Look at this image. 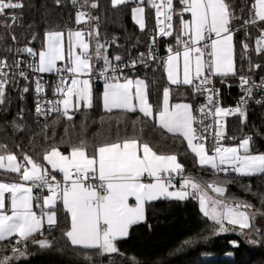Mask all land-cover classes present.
<instances>
[{
    "label": "snow or ice",
    "instance_id": "obj_1",
    "mask_svg": "<svg viewBox=\"0 0 264 264\" xmlns=\"http://www.w3.org/2000/svg\"><path fill=\"white\" fill-rule=\"evenodd\" d=\"M71 2L77 8L76 24L84 27L46 31L38 52L27 45L6 49L34 58L27 64L32 72L58 76L53 87L54 99H45L43 103L38 100L36 104V113L46 118L41 129L44 138H48V116L54 115L53 125L62 118L71 122L76 113L94 106L92 79L98 72L103 80L102 108L108 114L100 117L101 124L106 120L119 124L126 114L138 112L141 115L132 120L134 132L141 116L152 120L156 127L173 137H182L200 167L210 168L214 175L223 173L225 179L222 183L205 182L185 176L184 166L178 162L176 154L158 153L140 136L121 138L119 131L114 141L93 145L91 152L88 142L82 139L72 145L67 154L58 146L45 149L41 160L22 150L18 159L7 144L0 143V170L5 176L18 177V180L0 178V251H11V255L0 256V264H14L16 259L26 258L29 243L38 245L41 250L51 249L53 241L36 239V235L43 236L45 224L48 230L58 225L61 205L70 221L64 235L74 248L84 250L86 259L90 258L88 250H97L100 255H124L117 241L126 239L133 225L146 222V205L161 199L197 200L202 217L210 222L211 236L235 234L245 243H259L264 239V225L257 220L264 218V210L232 196L227 186L233 183V179L228 178L230 173L237 177L264 175V152L253 149L251 135L237 144H227V140L236 138L227 136L226 118L237 116L240 123L245 124L254 90L264 91V77L257 83L251 75H245L242 68H237L234 42L236 33L243 29L245 39L240 41L239 56L248 59L249 72L262 67L252 62L249 41L253 40L252 29H255L257 35L252 50L257 55L264 54V0H252L247 19L237 16L228 0H178L179 7L174 5V0H111L114 8L135 4L131 17L142 32L146 28L145 4L155 12V29L149 35L147 53H140L139 61L131 60L123 65L119 63V55L109 57L110 43L101 42L99 17L85 10L98 8L97 0ZM24 6L23 0H0V26L12 29L20 19L16 10ZM185 14H189V18L186 19ZM174 16L179 17L178 30L173 23ZM240 20L242 23L236 28L234 21ZM157 37L175 40V44H167L164 57L157 55ZM11 40L17 41L14 33ZM111 43H115V38ZM148 60L163 68L168 82L157 104L150 102V86L145 79H133L123 72L126 67L134 68L138 62L148 66ZM100 61L102 66L97 68ZM22 63L21 59H14L10 64L8 57L0 58V105L6 104V88L15 83L17 74L28 79L21 69ZM229 76L238 77L243 95L234 107L225 108L214 78L219 77L221 83H226ZM172 86L190 88L194 95L203 96L205 103L195 109L191 103H173ZM22 91L27 93L29 88L24 87ZM35 92L38 96L45 92L40 78L35 80ZM262 102L264 100H256L258 104ZM114 111L118 115L113 116ZM209 118L211 123H205ZM13 124L17 130H23V125L15 121ZM56 173L61 179H57ZM177 176L180 177L179 188L175 183ZM243 187L246 192L257 195L251 185ZM34 190L39 192L34 193ZM45 190L47 194L41 195ZM260 203L264 205V194L260 195ZM240 240L229 243L238 248ZM193 243L183 241V245ZM131 260L136 264L135 257Z\"/></svg>",
    "mask_w": 264,
    "mask_h": 264
},
{
    "label": "trees",
    "instance_id": "obj_2",
    "mask_svg": "<svg viewBox=\"0 0 264 264\" xmlns=\"http://www.w3.org/2000/svg\"><path fill=\"white\" fill-rule=\"evenodd\" d=\"M97 2L98 8L91 9V13L99 17L101 42L110 43L109 57L119 55L120 62H123L127 59H138L142 52L147 53L149 35L155 29L154 9L147 5V25L142 32L131 17V8L135 5L134 3L114 8L111 0H97ZM228 2L237 16L242 15L243 19L248 18V9L252 0H228ZM23 3L24 8L16 10L20 15L17 24L10 30L0 26V36L3 37L0 40V58L6 56L10 63L14 59L29 56L26 53L7 52L8 47L22 48L27 45L38 52L43 46L46 31L84 27L83 24L77 25L75 22L77 8L73 6L71 0H60L59 4L56 0H23ZM174 5L179 7L178 0H174ZM85 10L88 11V9ZM173 23L178 30V16H174ZM241 23L242 20L234 21L236 28H239ZM11 33L17 36L15 43L11 40ZM252 35L253 40L249 41L251 45L249 56L254 64L262 65L260 72L264 73V54L257 55L252 50L254 37L257 35L255 29H252ZM113 38H115V43H111ZM234 39L237 44V68H242L244 74L258 72L257 69L249 72L248 59H241L239 56L240 41L245 39L244 30L238 31ZM162 40L168 43L175 42L173 37H163ZM147 65L144 64L125 75L143 76L150 86V102L157 104L162 100V88L168 84L166 74L163 68L155 62L147 61ZM101 66L102 61L97 62V68ZM216 80L220 87L228 93L236 91L239 81L238 77L232 76L226 78V83H221L219 77H216ZM54 81L49 84L51 91L57 83V80ZM92 82L94 106L76 113L71 122L62 118L59 123L53 125L51 121L54 115L50 116L47 120L50 126L46 130L48 138L45 139L41 129L46 121L41 122L35 113L32 82L17 74L15 83L9 84L6 88V104L0 105V143L7 144L8 150L16 153L18 159L21 158L22 150L35 159L41 160L45 149L58 146L60 151L68 153L70 147L78 144L82 139L88 142L89 152H91L93 145L114 141L119 131L121 138L132 135L140 136L158 153L176 154L178 162L184 166L185 176L190 175L198 181L223 182L225 179L223 173L214 175L210 168H202L198 165L197 158L188 149L182 137H173L156 127L152 120L141 116V122L136 124L134 132L132 120L141 115L138 112L126 114L119 124L115 120H106L101 124L100 117L108 115L103 111L100 98L103 80ZM24 87L29 88L27 93H23ZM179 100H190L195 107L198 95H194L190 88L172 86V101ZM112 115H118V112L114 111ZM261 115L259 107L249 105L245 124H241L237 116L227 117V136L236 139H229L226 142H238L243 137L251 135L254 137L253 149L257 152H264V141L256 134L260 127ZM14 121L23 125V130H17L14 127ZM66 128L67 133H65ZM0 178L18 180L15 174L5 176L3 170H0ZM228 178L233 179V183L227 186L229 194L247 200L256 208L264 210V205L260 203V195L264 194V175L237 177L235 173H230ZM247 185H251V190L257 194L256 196L245 191L243 186ZM146 217V222L130 228L126 239L117 241L120 253L124 255H100L97 250H88L90 258L86 259L83 254L84 250L74 248L64 235L70 227V221L61 205L58 212V225L51 230L45 229L43 236L36 235V239L47 238L53 241L54 246L51 249L41 250L38 245L29 243V255L26 258L15 260L14 264H132L131 258L133 257H135L136 264H264V239H261L259 243L249 244L240 240V237L235 234L211 236L208 227L210 222L202 217L197 200L191 198L185 201L161 199L146 205ZM257 223L264 225V218L258 219ZM204 236H208L209 239H202ZM185 240H191L194 243L183 245ZM231 240H240V246L233 248L229 243ZM178 249L180 250L177 251ZM228 253L233 255L229 256ZM4 254L11 255L10 249L0 251V256Z\"/></svg>",
    "mask_w": 264,
    "mask_h": 264
},
{
    "label": "built area",
    "instance_id": "obj_3",
    "mask_svg": "<svg viewBox=\"0 0 264 264\" xmlns=\"http://www.w3.org/2000/svg\"><path fill=\"white\" fill-rule=\"evenodd\" d=\"M88 11H91V9H88ZM162 38L163 37H157V43H156V46H155L157 55L159 57H164V56L167 55L166 47H167L168 42H163ZM32 59H34V58H32V57H24V58H22L21 60H23L24 63L21 64V69L24 70L25 73L27 74V76H28V79L27 80L28 81L31 80V82H32V86H33L32 90H33V96H34V100H35V109H36V104H37L38 100L41 103H43V101L45 99H54V97H53V91H51L49 84L51 82H55L54 80H57L56 82H58V76L55 73L39 74V73L32 72L27 67L28 62L31 61ZM131 60H137V61H139V58L138 59H127V60H125L123 62H119V63L121 65H123V64L129 63ZM148 61L149 62H153L151 60H148ZM143 65H144V63L138 62L134 68L133 67H130V66L124 68L123 69L124 75L127 72L134 71V70H136L137 68H139V67H141ZM257 70H258V72L246 73L245 75H251L252 76V79L254 81H256L257 83H259L260 78L261 77H264V73H261L260 72V69H257ZM37 78H40L41 79V83H42V85L45 88V92L44 93H41L39 96L35 92V80ZM95 80H102L99 77L98 72L93 75L92 81H95ZM214 85H215L216 88L220 89V100H221V104L225 108L234 107L237 104V102L239 101L240 97L243 95V92L241 91V89L239 87V81H238V84H237L236 91L234 93H230V91H229V93H228V91L227 92L224 91L220 87V85L217 83L216 77L214 78ZM253 96H254V99H252V100L249 101L248 106L249 105L257 106V107H259V110L262 113L260 127L257 130V133L256 134H257V136L259 138H261L264 141V102L259 103V104L256 103V100L257 99L264 100V91H261L259 89H255L254 90V93H253ZM203 103H205L204 97L198 95V100L195 103L194 109L195 108H199V106L201 104H203ZM35 113H36V111H35ZM196 114L199 116V113H196ZM36 115H37V117L39 118V120L41 122H45L46 121V118L43 115H38L37 113H36ZM50 116H52V115H50ZM50 116L47 117V120H48V118ZM205 123H211V118H209V120L205 121ZM211 145H212V140H211V138H209L208 147L211 148ZM57 179H61V178L57 177ZM175 183H176V187H179L180 186V177L179 176L176 177ZM36 192H39V190H35V193ZM46 193H47V191L45 190L44 192H42L40 194L41 195H46ZM37 211H39V210L37 209Z\"/></svg>",
    "mask_w": 264,
    "mask_h": 264
},
{
    "label": "crops",
    "instance_id": "obj_4",
    "mask_svg": "<svg viewBox=\"0 0 264 264\" xmlns=\"http://www.w3.org/2000/svg\"><path fill=\"white\" fill-rule=\"evenodd\" d=\"M135 6V5H134ZM133 6V7H134ZM146 9H147V4H145V17H146V25H147V16H146ZM187 18H189V14H186V19ZM138 26V25H137ZM139 27V26H138ZM234 42H235V39H234ZM173 44H175V42L173 43ZM128 77H131V78H133V79H136V78H141V79H145L143 76H139V75H137V76H135V75H133V74H131V75H129ZM146 80V79H145ZM147 82V81H146ZM181 87H185V88H188V87H186V86H181ZM103 91V90H102ZM102 94V93H101ZM173 102V101H172ZM177 102H186V103H191L193 106H194V104H193V102L192 101H190V100H179V101H177ZM102 103V102H101ZM173 103H176V102H173ZM239 142V141H238ZM238 142H226L227 144H229V145H234V144H237ZM187 143V142H186ZM65 154H67V153H65ZM56 175H57V177H59V178H61V176H60V174H58V173H56ZM177 188H179V187H177ZM210 191V190H209ZM34 193H35V190H34ZM45 229H47V225L45 224Z\"/></svg>",
    "mask_w": 264,
    "mask_h": 264
},
{
    "label": "rangeland",
    "instance_id": "obj_5",
    "mask_svg": "<svg viewBox=\"0 0 264 264\" xmlns=\"http://www.w3.org/2000/svg\"><path fill=\"white\" fill-rule=\"evenodd\" d=\"M226 131H227V128H226ZM19 259H21V258H19ZM17 260V259H16Z\"/></svg>",
    "mask_w": 264,
    "mask_h": 264
}]
</instances>
